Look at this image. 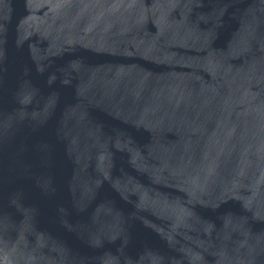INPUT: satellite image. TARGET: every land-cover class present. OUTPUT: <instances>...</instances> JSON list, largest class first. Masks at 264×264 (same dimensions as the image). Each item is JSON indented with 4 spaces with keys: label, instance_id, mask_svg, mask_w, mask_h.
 Returning a JSON list of instances; mask_svg holds the SVG:
<instances>
[{
    "label": "water",
    "instance_id": "95a60500",
    "mask_svg": "<svg viewBox=\"0 0 264 264\" xmlns=\"http://www.w3.org/2000/svg\"><path fill=\"white\" fill-rule=\"evenodd\" d=\"M0 264H264V0H0Z\"/></svg>",
    "mask_w": 264,
    "mask_h": 264
}]
</instances>
